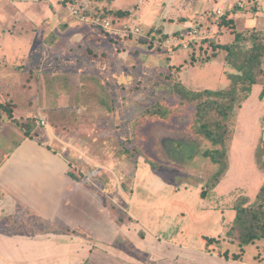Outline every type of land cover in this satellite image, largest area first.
<instances>
[{
    "label": "crops",
    "instance_id": "1",
    "mask_svg": "<svg viewBox=\"0 0 264 264\" xmlns=\"http://www.w3.org/2000/svg\"><path fill=\"white\" fill-rule=\"evenodd\" d=\"M63 1L0 0V102L12 100L17 106L16 115H27L33 110L30 91L36 86L31 75L37 66L50 73L72 72L75 77L102 72L101 62L107 65V74L121 73L124 67L137 71L140 64L143 68L152 64L156 70L155 63H162V53L169 55L171 65L184 60L190 48L184 49L181 44L196 40L203 33L194 27L197 24L204 27L206 34L199 40L215 38L220 44L234 38V29L219 25L224 16L233 21L231 27L235 30L264 31V0H199L204 4L195 6L193 14L186 12L190 0H132L131 5L130 0H78L72 6L77 8L78 4L85 2L112 12L127 11L129 16L123 18L117 28L136 24L145 31L161 29L175 46H168L166 52L147 51L135 38L121 42L118 35L115 36L117 40H112L99 30L85 27L79 19L71 17L72 7L63 6ZM194 29L198 34L192 37L189 33ZM91 49L98 54L94 55ZM39 54L42 58L38 59ZM183 65L188 66L187 63ZM118 86L126 88L121 83ZM18 90L26 93L19 95ZM3 94L7 100L3 99ZM37 98V105L43 104L44 98L46 105L64 100L44 96L41 92ZM48 132L51 138L49 148L37 140L25 139L0 165V264H87L92 260V252H97L99 243L90 234H85L81 225L83 219L91 221L97 217L96 188L99 182L103 184L102 189L109 188L107 192L113 184L116 189L119 187L117 199L111 200L121 202L117 206L124 211V221L118 223L138 253L136 256L130 254L137 258L130 260L120 250L125 249L123 244L107 245L106 250L110 249L114 254V259H108L107 264H256L253 260L227 259L207 252L206 238L220 237L216 234L204 235L201 244L191 246L171 242L155 232L147 239L141 235L142 229H147L141 220V210L151 206L145 193L153 195L152 204L156 202V196L158 202L168 203L173 198L178 199L176 185L166 182L144 160L134 163L132 178L126 164L119 169L103 166L100 171L99 160L90 153L85 142L59 140ZM65 142H71L73 152L76 150L72 153L70 148L67 152L69 154L71 150L70 156L60 152ZM77 161L86 170L90 166L86 180L77 177L79 172L74 164ZM104 175L106 179L103 181L96 177ZM205 203L204 211L215 210L212 204ZM110 217L112 220L113 215ZM55 226H60L61 230H54ZM59 251L64 253L58 258H62V263H50L49 260L56 257L53 253Z\"/></svg>",
    "mask_w": 264,
    "mask_h": 264
},
{
    "label": "rangeland",
    "instance_id": "2",
    "mask_svg": "<svg viewBox=\"0 0 264 264\" xmlns=\"http://www.w3.org/2000/svg\"><path fill=\"white\" fill-rule=\"evenodd\" d=\"M231 1L237 2L238 0ZM131 4L132 0L129 2V5ZM203 4L199 0H190L186 12L193 14V8L195 6L201 7ZM201 12L204 14L205 10ZM194 27L203 32L198 39L195 38V41L188 43L189 46L190 43H195L197 50L194 51L192 46L189 47L187 56L184 60H177L176 65H171L169 55L166 56L165 53H162V63H155L156 70H153L152 64H146L148 65L146 68L140 64L141 70L138 65L137 71L134 68L129 70L128 67H124L121 73L107 74L105 73L107 65L103 62L100 63L106 83L112 85L115 88L113 89L114 92L118 94L116 98L117 117L106 120L108 116L106 118L100 116L97 114L98 111L93 108V116L90 118L89 113L78 109V119L74 120V110L68 109L70 105L65 107L61 105L58 110L66 114L61 120L59 115L52 112L50 107L47 109L39 108L37 96L40 90L36 87L30 91L34 103L33 112L35 114L37 110H41L36 117H39L38 119L43 117L47 122L53 123L54 132L59 137L65 139V137L73 136L77 140L85 142L90 153L99 160L100 171L103 170V166L119 169L123 164H126L129 176L132 178L135 172L134 163L136 159L140 158L141 160L149 158L163 167L162 169L159 168L160 170L158 169L157 172L166 182L176 185L179 196L178 199L173 198L168 203L158 202L156 196V202L152 204L153 195L145 193L146 201L151 206L149 208L143 207L144 209L141 210V220L148 229L143 228L141 235L148 239L152 237V232H155L171 242L191 246L201 244L204 235L215 236L216 234L222 238L219 248L213 246L216 252L225 253L229 250L230 256L240 255L239 244L226 237V233L235 216L232 208L237 199L248 197L253 202L264 183V173L259 169L256 158L257 145L261 140L262 146L264 145V102L260 101L259 94L255 93L243 104L239 111L238 124L229 151L230 170L219 188L210 192L224 197L225 200L223 199L224 201L221 203H223L226 212L224 213L222 209L204 211L202 207L206 201L201 196V188L212 179L219 166L214 165L210 159L204 158L203 153L216 148L204 138L191 132L190 126L195 114V105L182 101L179 96L174 94L171 85L172 82L182 81L189 89L195 91L222 90L230 86L228 75L236 72L224 60V53L214 60L211 59L212 45L207 42V39L199 40L200 37L206 35L204 27L198 24ZM202 44L203 47L201 48ZM154 48L148 47L146 49L153 50ZM168 50L169 48H160L159 52ZM40 56L39 54L37 58H42ZM185 63L188 66L185 65V67L183 65ZM180 66L185 68L181 71ZM95 73L101 75L100 72ZM70 74L77 91H80L82 82H89L88 78L75 77L74 73ZM120 83L124 84L126 88L117 89ZM46 91L45 88L44 93ZM17 92L19 95L26 93L23 90ZM7 98L3 94V99L7 100ZM82 102L86 103L83 98ZM157 102H163L176 109L175 114L168 121L152 120L145 116L147 107ZM0 123V135H4L8 139L11 138L10 133L14 130L21 131L24 128L29 131L39 130L33 117L32 120H28L24 116H18L15 120L12 116V119L9 118L6 122L0 119ZM122 146L133 151L135 149L136 154L134 155L137 157L135 156L136 158L130 160L126 156L124 158L115 157V153L120 152ZM74 164L79 172V177L86 180L90 166H87L88 169L86 170L81 163L76 162ZM96 177L102 181L106 179L105 175ZM116 184L118 187V183ZM102 186V182H99L96 188L98 193L97 217L92 218L91 221L83 219L81 225L82 231L85 234H90L99 243V246H96L97 252H92V260L87 264H107L108 259H114V254L110 249H108L109 251L106 250L107 245L119 246L123 244L125 249L120 248V250L125 255L124 257L130 260L137 259L130 255L136 256L138 253L125 238L122 225L118 223L124 221L122 219L124 211L117 206L121 202L115 203L113 201L118 197L116 191L119 187L116 189L115 184H113L114 189L111 188L110 192H107L109 188L107 187L105 190L102 189ZM105 191L106 194L103 193ZM110 215H113L112 220ZM19 223L21 224V222ZM53 229L59 231L61 227L55 226ZM143 248L147 253L145 243ZM245 250L244 259L253 260L256 264H264V240L255 242ZM63 254L60 251L53 253L56 257L51 258L50 263H62V258H58L59 256L63 257Z\"/></svg>",
    "mask_w": 264,
    "mask_h": 264
},
{
    "label": "trees",
    "instance_id": "3",
    "mask_svg": "<svg viewBox=\"0 0 264 264\" xmlns=\"http://www.w3.org/2000/svg\"><path fill=\"white\" fill-rule=\"evenodd\" d=\"M77 1L78 0H64L62 5H70L72 7L73 5L77 4ZM92 1L97 2L99 0ZM78 5L79 6H77V9L79 10V16L73 15L70 9L71 17L80 19V17L85 15L90 19H111L115 28L119 30L122 28V25L121 28H117L116 26L123 18L129 16L130 14L127 11L112 12L108 11L106 8H99L98 6L94 7L93 5L89 6V4L87 5L85 2H82L81 5ZM231 23H233V21L227 19L225 16L222 19L220 18L219 21V25L221 27L234 29V38L232 41L226 44H220L216 42L215 38L207 39V42L212 45L211 48L213 49L211 59L214 60L220 54L224 53V60L228 66L236 72L228 75L230 86L222 90L205 89L201 91H195L189 89L182 81L175 83L172 82L171 85V89L174 94L179 96L182 101L195 105V114L193 117V122L190 126L191 132L196 136L204 138L209 143H211L214 148H216L213 150H207L203 153V157L210 159L214 165L219 166V169L216 174H214L212 179L206 182L204 187L201 188V196L205 201L212 204L215 209H222L223 212H226V210L223 208V203H221V201L225 200L224 197L218 194H212L210 192H214L219 188V185L225 179L230 170L229 151L238 124L239 111L243 104L251 98L252 94L258 93L260 101L264 102V31L235 30L234 27H231ZM83 25L85 27L97 30L90 24ZM100 32L112 40H117L115 39L116 35H118L120 38L119 41L122 42L124 40L121 39L119 34H108L104 31ZM119 33L121 32L119 31ZM167 36L168 35L162 33L161 29L154 28L150 29L149 31H145V35L139 39H136V42L139 46H141V48H152L155 47L157 42H164ZM132 39H134V37L130 35L127 40ZM193 41L195 40H192V42ZM191 46L193 47L194 51L197 50L195 43H190V47ZM202 47L203 44L201 45V48ZM159 49L156 50L159 51ZM151 50L152 49H147V51ZM91 51L94 53V55L98 54L95 52V50L91 49ZM92 52H90V54ZM91 58H95V56ZM39 68L41 69V66H37L35 71L33 70V75H31L34 79L36 88L39 89L44 96L51 95L55 98L64 99L62 103L60 102L59 104L53 103L51 105H46L44 103V98V100L42 99L43 104L38 105L39 108L47 109L50 107L52 112H54L56 115H59L58 117L61 120H63V117L66 116V114H63L58 110V107L61 105L64 107L70 105L68 109L74 110V120L78 119V109L89 113L90 118L93 116V108L98 111L97 114L100 116L102 115V117L105 118L108 116L106 120L118 116V105L116 99L118 94L114 92L113 89L115 88L112 85H108L106 83V79L102 72L99 71L101 75L99 73L82 74L81 76L88 78L87 80H89V82H82L83 85L80 84V91H77L75 89V85L73 84V79L70 77V73L72 72H51V74L48 71H41ZM179 69L182 71V66H180ZM44 87L47 89L45 93ZM83 96H85L86 99ZM82 98L86 103L82 102ZM7 104L10 105L8 106ZM16 108L17 106L12 100L0 102V119L6 122L9 118L12 119L13 116V119L16 120L19 116L15 114ZM175 110L176 109L163 102H157L147 107L145 110V116L152 120L165 122L175 114ZM29 111V114H23L22 116L26 117L28 120H32L33 117V120H35L39 130L29 131L25 130V128L21 131L14 130V132L10 133L11 138L9 139L4 135H0V149L2 151V160L0 161V165L20 146L22 141L25 139L37 140L49 148V142L51 138L49 136L50 134H48V131H50L57 139L60 140V138H62L54 132L55 126L53 123L49 124V122L44 119L49 124V128L47 129L39 125V121L42 119L37 120L39 117L36 116L40 114L41 110H37L35 114L33 110ZM64 140H71L75 142L79 141L73 136L65 137ZM73 148L74 147L71 149L72 153L76 151L74 150L73 152ZM71 150L69 154L65 155L70 156ZM256 151L257 165L264 173V145L262 146V140L257 145ZM60 152H62L61 148ZM134 154H136L135 149L133 151L122 146L121 151L117 153V157L124 158L126 156V158L130 160L137 157ZM139 161H141V158L138 160L136 159L135 164ZM144 161L155 171H157L159 168H163L149 158L145 159ZM77 163H79V161H77ZM77 177L79 180H83V178L79 177V175ZM232 210L234 211L235 216L227 230L226 237L231 238L239 244L241 254H234L233 256H230L229 250H227L225 253L216 252L213 249V246L219 248L220 241L222 240L220 237L206 238V250L209 253L218 254L219 256L225 257L227 259L232 258L234 260H242L245 257V249L247 247L253 245L257 241L264 240V183L253 202L248 197H239Z\"/></svg>",
    "mask_w": 264,
    "mask_h": 264
},
{
    "label": "built area",
    "instance_id": "4",
    "mask_svg": "<svg viewBox=\"0 0 264 264\" xmlns=\"http://www.w3.org/2000/svg\"><path fill=\"white\" fill-rule=\"evenodd\" d=\"M71 12L73 15L75 16H79V10L75 7L71 8ZM218 14H221V12L219 11ZM81 21V23L83 24H90L92 27L96 28L97 30L100 31H104L105 33L108 34H119L121 39L127 40L130 35H132V37H134L135 39H139L141 37H143L145 35V30L143 29V27L141 25H136V24H126L123 25L122 28L116 29L112 20L111 19H101V18H93L90 19L89 17L83 15L82 17H80L79 19ZM119 31L121 33H119ZM198 34V30L194 29L193 31H191L189 33L190 36L194 37ZM168 46L171 47H175L174 45L171 44V42L169 40H165L164 42L160 43L157 42L155 44V48L159 49V48H168ZM181 46H183L184 49H188L189 48V44L185 43V44H181ZM39 125L45 127V128H49V124L42 119L41 121H39ZM64 147L62 148V153L63 154H67L68 150L70 148L73 147V144H71V142H65L64 143Z\"/></svg>",
    "mask_w": 264,
    "mask_h": 264
}]
</instances>
